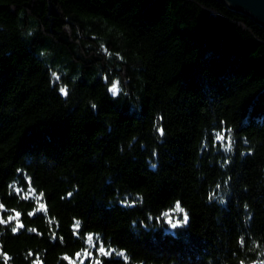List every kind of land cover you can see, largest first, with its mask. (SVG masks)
Listing matches in <instances>:
<instances>
[{
    "label": "trees",
    "instance_id": "16d2710c",
    "mask_svg": "<svg viewBox=\"0 0 264 264\" xmlns=\"http://www.w3.org/2000/svg\"><path fill=\"white\" fill-rule=\"evenodd\" d=\"M0 205V264H264V27L220 0H0Z\"/></svg>",
    "mask_w": 264,
    "mask_h": 264
},
{
    "label": "snow or ice",
    "instance_id": "6c2138e0",
    "mask_svg": "<svg viewBox=\"0 0 264 264\" xmlns=\"http://www.w3.org/2000/svg\"><path fill=\"white\" fill-rule=\"evenodd\" d=\"M60 91H61L62 94L67 95V90H66L65 88H61ZM119 91H120V89H119V87H118V83H117V82H113V83H112V86L109 88V92H111L112 95L115 96V95H117V94L119 93ZM229 131H230V130H229ZM160 132H161V135H162V134H163V130L161 129ZM224 138H225V137H224V134H223V133H218L217 136H216V139H217L218 141L224 140ZM17 191H19V190H17ZM41 195H42V194H41ZM37 199L39 200V197H37ZM0 208H3V205H0ZM38 210H44V205H43V204H40V208H39ZM173 211H175V212H181V213H182L184 210H183V208L180 207V204L177 203L176 206H175V208L173 209ZM31 214H32V213H29V215H31ZM19 215H20L19 213H16L15 216H10V217H9V220H17L16 227L13 228V231H16L18 228H22V227H23V225L19 223V220H18ZM163 215H164L165 218H167V222L170 223L172 227H176V226L178 225V223H186V222H187V219H188V218H187V215L185 214V215H184V219H183V221H177V222H174V221H172V219L169 217V215H168L167 212L163 213ZM5 222H6V221H4V220H0V223H5ZM77 227H78V225H77ZM33 231H34V230H33ZM92 239H93L92 236L89 235V236H88V243H89L90 246L92 245ZM98 251H99V253L102 254V255H108V254H110V250H109V251H105V249H104L103 246H101V247L98 249ZM29 255H31V253H29ZM77 255L79 256V254H77ZM85 255H86V256H87V255H90V253H89V252H85ZM65 259H68V258L65 257ZM36 264H39V261H37ZM70 264H71V262H70ZM81 264H83V261H81ZM95 264H100V261H99V260H96V261H95Z\"/></svg>",
    "mask_w": 264,
    "mask_h": 264
},
{
    "label": "water",
    "instance_id": "95a60500",
    "mask_svg": "<svg viewBox=\"0 0 264 264\" xmlns=\"http://www.w3.org/2000/svg\"><path fill=\"white\" fill-rule=\"evenodd\" d=\"M230 9L250 16L264 27V0H220Z\"/></svg>",
    "mask_w": 264,
    "mask_h": 264
},
{
    "label": "rangeland",
    "instance_id": "374dc122",
    "mask_svg": "<svg viewBox=\"0 0 264 264\" xmlns=\"http://www.w3.org/2000/svg\"><path fill=\"white\" fill-rule=\"evenodd\" d=\"M179 225V224H178ZM170 226H171V224H170ZM167 231H169V232H171V233H174V230L171 228H169ZM84 257V256H83Z\"/></svg>",
    "mask_w": 264,
    "mask_h": 264
}]
</instances>
